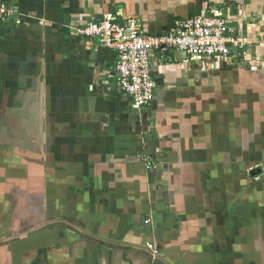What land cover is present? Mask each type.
Returning a JSON list of instances; mask_svg holds the SVG:
<instances>
[{
	"label": "crops",
	"instance_id": "obj_1",
	"mask_svg": "<svg viewBox=\"0 0 264 264\" xmlns=\"http://www.w3.org/2000/svg\"><path fill=\"white\" fill-rule=\"evenodd\" d=\"M0 2V264H264V0ZM209 2L252 44L154 57L141 114L75 35L116 12L158 36Z\"/></svg>",
	"mask_w": 264,
	"mask_h": 264
},
{
	"label": "built area",
	"instance_id": "obj_2",
	"mask_svg": "<svg viewBox=\"0 0 264 264\" xmlns=\"http://www.w3.org/2000/svg\"><path fill=\"white\" fill-rule=\"evenodd\" d=\"M19 14L0 2L1 24L11 23ZM233 15L229 6L209 2L203 12L178 17L167 32L155 36L145 30L140 20L109 12L75 29V35L96 40L97 46L114 51L119 89L128 97L131 108L141 114L155 99L154 57L167 59L175 53H184L190 60L207 58L225 62L246 52L252 41L233 25ZM149 160L145 159L147 169L151 167ZM149 249L157 256L154 245Z\"/></svg>",
	"mask_w": 264,
	"mask_h": 264
},
{
	"label": "water",
	"instance_id": "obj_3",
	"mask_svg": "<svg viewBox=\"0 0 264 264\" xmlns=\"http://www.w3.org/2000/svg\"><path fill=\"white\" fill-rule=\"evenodd\" d=\"M186 56L184 53H177V60H185Z\"/></svg>",
	"mask_w": 264,
	"mask_h": 264
},
{
	"label": "rangeland",
	"instance_id": "obj_4",
	"mask_svg": "<svg viewBox=\"0 0 264 264\" xmlns=\"http://www.w3.org/2000/svg\"><path fill=\"white\" fill-rule=\"evenodd\" d=\"M191 64H193V63L191 62ZM172 65H176V63H174V64H172Z\"/></svg>",
	"mask_w": 264,
	"mask_h": 264
}]
</instances>
